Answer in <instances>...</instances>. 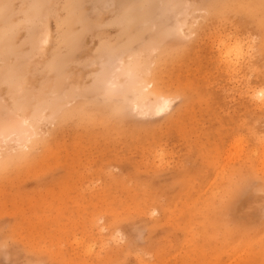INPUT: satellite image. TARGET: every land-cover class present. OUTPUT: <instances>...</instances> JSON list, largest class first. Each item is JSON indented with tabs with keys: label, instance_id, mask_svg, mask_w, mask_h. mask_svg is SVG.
Returning a JSON list of instances; mask_svg holds the SVG:
<instances>
[{
	"label": "rangeland",
	"instance_id": "1",
	"mask_svg": "<svg viewBox=\"0 0 264 264\" xmlns=\"http://www.w3.org/2000/svg\"><path fill=\"white\" fill-rule=\"evenodd\" d=\"M262 57V0H0V264H262Z\"/></svg>",
	"mask_w": 264,
	"mask_h": 264
},
{
	"label": "snow or ice",
	"instance_id": "2",
	"mask_svg": "<svg viewBox=\"0 0 264 264\" xmlns=\"http://www.w3.org/2000/svg\"><path fill=\"white\" fill-rule=\"evenodd\" d=\"M186 7L188 8L199 7V5L190 4L187 5ZM236 7L238 9H244L250 6L239 5ZM262 15H264V0H262ZM247 18H248V14L243 11L229 12L220 17L222 23H224L225 25L230 24L237 30L233 34V37H230L228 40L222 41L221 44L222 52L224 51L225 48L227 49V52L224 55L223 59L230 70L233 68V66L239 68L241 65L249 61L250 53L245 51L244 45L239 41V39H236L235 43L232 42L233 38L238 36L240 30L243 29L244 24L247 22ZM173 34L183 38H187V33L184 25H177L176 28L173 30ZM262 60H264V57H262ZM97 67L99 68L97 76L103 79L104 83H106L109 89H112L115 86L113 81L117 77V74L118 73L122 74L123 78H125L128 82L127 85L121 89L122 96L125 99L127 98L128 95L133 93L136 94L137 96H140L143 93H150L154 88V85L150 81V77H151L150 67H145L143 65L131 64V63H129L125 67L122 61L120 62V66L119 67L114 66L111 72H109L108 65L106 63L104 64L98 63ZM260 71L264 73V64L261 65ZM246 95L248 96L249 101L253 105H258L262 109H264V85L256 89H253L249 85ZM171 103H173V101H166L163 105L156 106L155 114L161 115L164 111H166L170 107ZM126 110L128 112L133 111L131 108H128ZM134 114H141L139 107L135 109ZM147 114L148 113H144V115ZM262 139H264V137H262ZM157 156L161 160L164 159V152L162 149L157 152ZM261 191H264V186H262ZM117 235H119V233H117ZM121 242H124L122 237H121ZM7 243L8 241L5 240V244Z\"/></svg>",
	"mask_w": 264,
	"mask_h": 264
},
{
	"label": "bare ground",
	"instance_id": "3",
	"mask_svg": "<svg viewBox=\"0 0 264 264\" xmlns=\"http://www.w3.org/2000/svg\"><path fill=\"white\" fill-rule=\"evenodd\" d=\"M144 94H145V97H146V96H147V93H144ZM144 94H141L142 96L140 95V96L142 97V98H140V100H143V101H144V100H147V98L150 97L152 93H151L146 99L143 98V97H144ZM137 101H138V100H137ZM143 101H142V102H143ZM165 101H167V100H165ZM135 102H136V100H135ZM248 236H249V235H248ZM232 237H233V236H232ZM258 255H259V254H258ZM260 255H261L262 257H264V255H263L262 253H261ZM261 256H259V257L261 258ZM259 257H258L257 259H259ZM261 260H262V259H260V261H261ZM260 261H259V262H260ZM262 264H264V260H263Z\"/></svg>",
	"mask_w": 264,
	"mask_h": 264
}]
</instances>
